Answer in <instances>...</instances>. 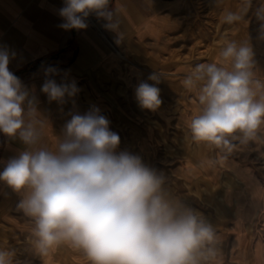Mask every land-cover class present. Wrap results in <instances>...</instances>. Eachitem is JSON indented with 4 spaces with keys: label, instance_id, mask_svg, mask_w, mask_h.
Segmentation results:
<instances>
[{
    "label": "clouds",
    "instance_id": "clouds-1",
    "mask_svg": "<svg viewBox=\"0 0 264 264\" xmlns=\"http://www.w3.org/2000/svg\"><path fill=\"white\" fill-rule=\"evenodd\" d=\"M109 5L110 0H64L59 27L86 29V19L95 14L120 38ZM254 15L264 40V4ZM240 18L228 12L223 21ZM13 56L0 47V133L22 148L4 163L0 182L22 195L17 209L32 222L34 255L46 258L67 246L88 264H219L213 224L166 189L164 172L139 155L116 152L120 137L99 108L71 114L53 145L44 143L50 123L35 95L9 70ZM254 57L250 43L225 40L217 60L197 64L185 75L182 85L196 92L199 104L188 122L194 142L230 154L238 144L258 139L264 80L257 77ZM44 72L58 74L52 66ZM148 80L155 84L140 82L135 97L142 109L156 111L162 104L155 86L161 78L154 72ZM41 91L49 102L64 103L80 89L75 81L58 84L48 78ZM14 256L0 249V264H32Z\"/></svg>",
    "mask_w": 264,
    "mask_h": 264
},
{
    "label": "rangeland",
    "instance_id": "rangeland-1",
    "mask_svg": "<svg viewBox=\"0 0 264 264\" xmlns=\"http://www.w3.org/2000/svg\"><path fill=\"white\" fill-rule=\"evenodd\" d=\"M262 4L264 0H177L167 14L172 27L160 44L158 56L147 51L150 42L145 41V82L155 84L148 80L154 72L161 78L155 85L162 99L160 114H150L145 109L144 121L135 111L130 116L119 114L112 122L123 151L139 155L145 164L164 172L166 189L213 224L218 252L226 250V244L219 243L220 234L237 232L231 224L245 220V229L238 230L247 241L246 264H255V252L261 253L260 263L264 264V127L256 141L238 144L230 154L194 142L188 122L199 104L196 92L185 89L182 80L195 65L217 60L225 40L251 44L257 77L264 80V40L258 38L259 23L254 15ZM228 12L241 18L227 24L223 17ZM122 60L129 63L128 58ZM226 168L235 172L234 168H239L242 181ZM20 236L10 245L17 254L14 260L88 264L81 253L67 246L39 258L34 255L31 231L23 230Z\"/></svg>",
    "mask_w": 264,
    "mask_h": 264
},
{
    "label": "crops",
    "instance_id": "crops-1",
    "mask_svg": "<svg viewBox=\"0 0 264 264\" xmlns=\"http://www.w3.org/2000/svg\"><path fill=\"white\" fill-rule=\"evenodd\" d=\"M176 1L110 0L109 7L119 24V38L116 32L104 27L107 21L95 14L86 19V29L59 27L64 22L59 15L64 0H0V47L14 53L9 70L35 95L38 110L50 123L44 141L47 146L53 145L56 135H62L71 114L83 115L93 106L110 121L114 132L112 122L119 114L130 116L137 111L136 115L145 120V109L135 97L136 87L145 82V41L150 42L147 51L158 56L160 44L172 27L167 14ZM122 57L128 58L129 63H123ZM49 66L55 67L58 74L46 77L44 70ZM48 78L58 84L75 81L80 91L73 98L66 97L64 103L49 102L41 91ZM146 111L160 114L161 109ZM145 141L143 136V149ZM122 147L120 143L116 152L123 151ZM21 148L18 141L0 133V171ZM234 169L237 172L227 170L241 180L239 168ZM21 198V194L0 182V249L10 250L23 230L31 231L33 227L31 220L17 209ZM230 227L237 228V232L220 234L219 243L226 244V250L218 252L219 264H246L247 241L238 230L245 229V220L235 221ZM254 258L255 264H261V253L255 252Z\"/></svg>",
    "mask_w": 264,
    "mask_h": 264
},
{
    "label": "built area",
    "instance_id": "built-area-1",
    "mask_svg": "<svg viewBox=\"0 0 264 264\" xmlns=\"http://www.w3.org/2000/svg\"><path fill=\"white\" fill-rule=\"evenodd\" d=\"M91 23H94V21H90Z\"/></svg>",
    "mask_w": 264,
    "mask_h": 264
}]
</instances>
